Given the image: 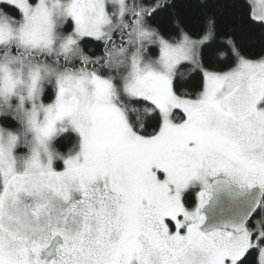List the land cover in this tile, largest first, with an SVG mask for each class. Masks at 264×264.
I'll list each match as a JSON object with an SVG mask.
<instances>
[{"label": "snow or ice", "instance_id": "6c2138e0", "mask_svg": "<svg viewBox=\"0 0 264 264\" xmlns=\"http://www.w3.org/2000/svg\"><path fill=\"white\" fill-rule=\"evenodd\" d=\"M0 4L17 13L0 7V116L33 135L18 167V136L0 129V264H264V219L247 227L264 199L238 225L199 227L209 178L264 192V54H242L217 11L236 0H202L196 27L174 19L167 34L154 18L168 0ZM248 19L264 30V8ZM85 38L102 54L88 56ZM218 38L232 61L224 71L209 51ZM186 65L202 74L194 96L175 91ZM68 132L76 143L62 155L50 145ZM193 180L204 189L189 212L182 193Z\"/></svg>", "mask_w": 264, "mask_h": 264}, {"label": "trees", "instance_id": "16d2710c", "mask_svg": "<svg viewBox=\"0 0 264 264\" xmlns=\"http://www.w3.org/2000/svg\"><path fill=\"white\" fill-rule=\"evenodd\" d=\"M137 3H142L144 6H151L155 0H136ZM202 0H168V3L172 5L164 11L158 12L154 18V23L161 25V30L167 34L171 31L174 19H179L184 22L189 28H194L199 24L201 8L199 7ZM30 3H34V0H30ZM130 3V2H129ZM237 7L218 9V15L220 16L221 27L234 33V38L240 47L242 54L248 58L256 59L260 55L264 54V30L259 26H253L249 23L248 13L251 12V5L248 0H236ZM0 7L5 8L12 15H17L14 9L8 8L5 5L0 4ZM69 22V21H68ZM67 25L65 32L71 31V22ZM220 39L218 38L217 46H214L209 51L214 55L213 69L217 71L227 70L232 65V61L224 56L218 55L219 53L228 51L226 48L219 46ZM81 47L84 52L90 57H97L102 54L103 46L100 42L94 39L85 38L81 42ZM157 53L156 47L148 49V56L155 57ZM77 65L79 62H76ZM205 65L208 66L207 61ZM184 73L182 76H177L174 80L175 91L178 94L190 93L193 96L202 87V74L196 70H192L191 66L186 65L181 69ZM54 97V91L52 87L46 86L44 88L43 101L45 103L51 102ZM137 107H144L143 104H138ZM177 115H181L177 112ZM143 123L147 131L151 132L155 121L151 118V114H145L143 117ZM0 125L8 128H17L18 124L10 117H0ZM76 136L71 133L61 135L54 140L55 149L62 155H66L73 145L76 143ZM195 190L186 192L182 201L186 210H192L195 206ZM262 217L261 211H257L248 226H254V224ZM251 258V254L249 255Z\"/></svg>", "mask_w": 264, "mask_h": 264}, {"label": "water", "instance_id": "95a60500", "mask_svg": "<svg viewBox=\"0 0 264 264\" xmlns=\"http://www.w3.org/2000/svg\"><path fill=\"white\" fill-rule=\"evenodd\" d=\"M257 198H264V192L259 187L242 189L224 179L212 181L210 198L200 210V214L204 217L200 230L210 232L224 230L230 225H238L245 219L249 208ZM256 212L249 218L247 225Z\"/></svg>", "mask_w": 264, "mask_h": 264}, {"label": "rangeland", "instance_id": "374dc122", "mask_svg": "<svg viewBox=\"0 0 264 264\" xmlns=\"http://www.w3.org/2000/svg\"><path fill=\"white\" fill-rule=\"evenodd\" d=\"M249 1V3H250V5H251V11L252 10H256V11H259L261 8H264V0H248ZM29 2H30V0H29ZM36 2H38V0H34V3H36ZM129 2L131 3L132 2V0H129ZM71 22V21H70ZM67 25H70V23L69 22H66V24L64 25V28H63V30L65 31V28L67 27ZM71 27H72V25H71ZM89 39H91V38H89ZM151 47H153V46H149V48H151ZM153 54H155V55H157V53L155 52H153ZM150 58H155V57H151V56H149ZM46 86H49V85H46ZM45 86V87H46ZM54 98V97H53ZM179 113V112H178ZM180 114V113H179ZM0 117H4V116H0ZM68 133H71V132H68ZM64 134H66V133H64ZM64 134H61V135H64ZM71 134H73V133H71ZM60 135V136H61ZM74 135V134H73ZM59 137V136H58ZM27 151V149L26 148H24V147H17L16 149H15V152L16 153H24V152H26ZM54 167L56 168V170H63V162L61 161V160H57V161H55L54 162ZM158 175H163L162 173L161 174H159L158 173ZM216 178H223L224 180L226 179V181H228V182H230L227 178H225L224 176H223V174H220V175H218L217 177H215V178H209V180H208V184H210V182L213 180V179H216ZM231 184H234V183H232V182H230ZM196 186L195 188H198V192H197V195H196V203H197V205L196 206H198L199 205V193L201 192V191H203V189H204V185H203V183L202 182H200V181H198V180H193V181H191L187 186H186V188L183 190V193H182V197H183V195L186 193V191L189 189V187H191V186ZM208 190H209V187H208ZM209 195V194H208ZM202 206H200L199 207V209L201 208ZM195 208V207H194ZM192 209V210H190L189 212H191V211H193V210H195V209ZM262 215H264V213H262ZM179 219H183L182 217H180ZM167 224H168V227H169V230H170V232H175L177 229H176V224H175V222H173V221H171V220H168V219H166V221H165ZM255 226H256V223L254 224V226H248L247 225V227H249L250 229H254L255 228ZM181 231V233L183 234V233H185L186 232V229H181L180 230Z\"/></svg>", "mask_w": 264, "mask_h": 264}, {"label": "clouds", "instance_id": "9594fccd", "mask_svg": "<svg viewBox=\"0 0 264 264\" xmlns=\"http://www.w3.org/2000/svg\"><path fill=\"white\" fill-rule=\"evenodd\" d=\"M2 114V113H0ZM16 122L18 124L17 128H8L3 125H0V129L4 131H11L13 134L18 136V143L13 147L12 151L14 156L16 157V164L18 167L23 165V157H25L28 154L29 148L31 144L33 143V135L30 131H27L25 126L20 122L19 119H16ZM54 140L51 142V146H54ZM17 147H24L27 149L24 153H16L15 149ZM56 150V149H55ZM57 151V150H56ZM264 219V218H261Z\"/></svg>", "mask_w": 264, "mask_h": 264}, {"label": "flooded vegetation", "instance_id": "af4514ba", "mask_svg": "<svg viewBox=\"0 0 264 264\" xmlns=\"http://www.w3.org/2000/svg\"><path fill=\"white\" fill-rule=\"evenodd\" d=\"M69 22H70V20H69ZM216 179H223V178H216ZM216 179H213L212 181H214V180H216ZM225 180H226V179H225ZM212 181H211V182H212ZM211 182H210V184H209V190H208V194H209V195H208V197H207L206 202L203 204V206L207 203V201H208L209 198H210V185H211ZM229 183H230V182H229ZM233 185L239 187V186L236 185V184H233ZM195 187H196V186H194V185L191 186V187H189V189H188L186 192H188V191H190V190H192V189L195 190V192H196V194H195V206H194L195 208H194V207H193V208L196 210L197 207H198V206H196V205H197V203H196V195H197V192H198L199 190H198V188H195ZM253 187H259V186H253ZM253 187H251V188H253ZM240 188H241V187H240ZM242 189H247V188H242ZM263 199H264V198H263ZM182 202H183V201H182ZM203 206H202V207H203ZM202 207H201V208H202ZM201 208L199 209V213H200ZM188 211H190V210H188ZM200 215H201V214H200ZM203 218H204V217H203ZM203 223H204V219H203L202 224H203ZM202 224H201V225H202ZM201 225H200L199 227H201Z\"/></svg>", "mask_w": 264, "mask_h": 264}]
</instances>
